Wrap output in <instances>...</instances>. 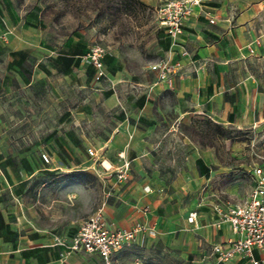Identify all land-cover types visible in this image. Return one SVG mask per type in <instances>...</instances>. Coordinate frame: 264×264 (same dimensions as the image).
<instances>
[{
    "label": "crops",
    "instance_id": "crops-1",
    "mask_svg": "<svg viewBox=\"0 0 264 264\" xmlns=\"http://www.w3.org/2000/svg\"><path fill=\"white\" fill-rule=\"evenodd\" d=\"M237 8L203 0L175 44L166 33L156 62H182L169 86L153 62L115 51L103 55L97 78L81 59L85 42L56 47L37 21L26 26L0 0V264H103L67 245L105 195L109 226L155 231L115 253L114 264L123 252L149 248L170 250L183 264H250L218 262L212 250L236 238L216 206L243 202L251 188L236 203L207 198L232 196L234 186L214 184L222 169L182 127L195 117L236 127L264 120V85L250 70L264 56V0ZM124 161L128 175L118 182ZM254 257L264 259V248Z\"/></svg>",
    "mask_w": 264,
    "mask_h": 264
},
{
    "label": "rangeland",
    "instance_id": "rangeland-1",
    "mask_svg": "<svg viewBox=\"0 0 264 264\" xmlns=\"http://www.w3.org/2000/svg\"><path fill=\"white\" fill-rule=\"evenodd\" d=\"M18 18L25 25L37 21L41 36L56 47L80 39L89 48L100 45L106 52L115 51L128 59H159L160 43L166 35L157 18V8L164 0H10ZM257 0H228L237 5ZM251 72L264 85V56L250 61ZM187 140L207 150L221 168L214 184L234 186V194H213L220 204L242 201L253 180L252 169H264V120L236 127L195 117L182 125ZM170 250L131 249L118 255L115 264H183Z\"/></svg>",
    "mask_w": 264,
    "mask_h": 264
},
{
    "label": "built area",
    "instance_id": "built-area-1",
    "mask_svg": "<svg viewBox=\"0 0 264 264\" xmlns=\"http://www.w3.org/2000/svg\"><path fill=\"white\" fill-rule=\"evenodd\" d=\"M203 0H164L157 8L159 24L165 28L172 43L177 42L183 31L185 21L191 15L194 7L201 5ZM235 13V10H233ZM213 20H211L212 22ZM106 51L100 45H93L81 56L84 63L93 65L97 70V78L104 74L102 57ZM188 55V51L181 53ZM182 62H172L171 59H161L150 66L156 72L157 80L171 86L173 77L181 69ZM90 156L98 158V155L89 150ZM120 157L121 154L119 155ZM45 163L50 162L46 153H41ZM102 166L103 162H101ZM106 170L109 168H106ZM129 162L115 170L118 182L127 178ZM250 178L253 185L247 198L240 203L228 207L216 206L215 210L220 216L221 222H228L236 238L228 245L217 244L213 247L218 262H228L236 258L249 261L250 264H264V259H256L254 250L264 248V169L256 166L252 169ZM105 195L98 208L78 224V230L71 242L67 245L68 253L84 252L97 254L103 264H114L115 253L132 247L137 243H144V234L154 235L155 231L142 223H135L131 228H114L107 224L104 216L106 204ZM196 213H191L188 218L193 221Z\"/></svg>",
    "mask_w": 264,
    "mask_h": 264
},
{
    "label": "trees",
    "instance_id": "trees-1",
    "mask_svg": "<svg viewBox=\"0 0 264 264\" xmlns=\"http://www.w3.org/2000/svg\"><path fill=\"white\" fill-rule=\"evenodd\" d=\"M76 174H80L79 172H74V173H72V174H69V176H75Z\"/></svg>",
    "mask_w": 264,
    "mask_h": 264
},
{
    "label": "bare ground",
    "instance_id": "bare-ground-1",
    "mask_svg": "<svg viewBox=\"0 0 264 264\" xmlns=\"http://www.w3.org/2000/svg\"><path fill=\"white\" fill-rule=\"evenodd\" d=\"M108 165V164H107Z\"/></svg>",
    "mask_w": 264,
    "mask_h": 264
}]
</instances>
